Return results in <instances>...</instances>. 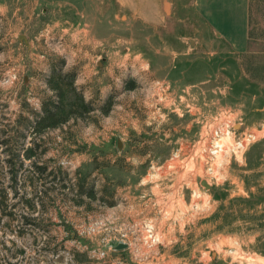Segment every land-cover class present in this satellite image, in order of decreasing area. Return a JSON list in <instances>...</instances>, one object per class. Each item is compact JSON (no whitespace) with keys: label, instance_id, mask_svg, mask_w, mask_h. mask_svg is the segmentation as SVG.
<instances>
[{"label":"rangeland","instance_id":"rangeland-1","mask_svg":"<svg viewBox=\"0 0 264 264\" xmlns=\"http://www.w3.org/2000/svg\"><path fill=\"white\" fill-rule=\"evenodd\" d=\"M237 1L166 2L154 26L0 0V264H264V0L243 40ZM216 114L256 137L209 171Z\"/></svg>","mask_w":264,"mask_h":264},{"label":"built area","instance_id":"built-area-1","mask_svg":"<svg viewBox=\"0 0 264 264\" xmlns=\"http://www.w3.org/2000/svg\"><path fill=\"white\" fill-rule=\"evenodd\" d=\"M228 120L227 114H216L212 120L214 126L208 124L204 134L197 140L205 151L202 154L203 164L209 171L214 167H223L230 157L239 158L255 140L254 132L245 129L238 132Z\"/></svg>","mask_w":264,"mask_h":264},{"label":"crops","instance_id":"crops-1","mask_svg":"<svg viewBox=\"0 0 264 264\" xmlns=\"http://www.w3.org/2000/svg\"><path fill=\"white\" fill-rule=\"evenodd\" d=\"M119 7L127 9L132 14L149 25H160L165 18V4L171 8L176 0H115ZM245 1V0H244ZM244 1L234 2V6L240 9V17L242 18V40L244 38V22H245V5ZM241 10L243 11L241 14Z\"/></svg>","mask_w":264,"mask_h":264},{"label":"water","instance_id":"water-1","mask_svg":"<svg viewBox=\"0 0 264 264\" xmlns=\"http://www.w3.org/2000/svg\"><path fill=\"white\" fill-rule=\"evenodd\" d=\"M200 184L205 186V187H208V184L205 182L204 179L200 180ZM124 247H125V244H123V243H119L116 245V249H120V248H124Z\"/></svg>","mask_w":264,"mask_h":264},{"label":"trees","instance_id":"trees-1","mask_svg":"<svg viewBox=\"0 0 264 264\" xmlns=\"http://www.w3.org/2000/svg\"><path fill=\"white\" fill-rule=\"evenodd\" d=\"M54 108H56V106H54ZM43 111H44V114H46V115H44V116L47 117L48 115H50V111H49L47 108H45ZM55 123H56V121L53 122L52 125H54Z\"/></svg>","mask_w":264,"mask_h":264}]
</instances>
